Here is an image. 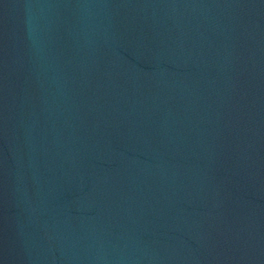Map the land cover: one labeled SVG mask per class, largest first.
I'll list each match as a JSON object with an SVG mask.
<instances>
[{"label":"water","instance_id":"1","mask_svg":"<svg viewBox=\"0 0 264 264\" xmlns=\"http://www.w3.org/2000/svg\"><path fill=\"white\" fill-rule=\"evenodd\" d=\"M0 264H264V0H0Z\"/></svg>","mask_w":264,"mask_h":264}]
</instances>
